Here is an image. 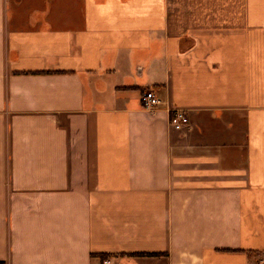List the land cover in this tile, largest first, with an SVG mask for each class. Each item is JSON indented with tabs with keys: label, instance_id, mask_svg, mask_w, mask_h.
I'll return each instance as SVG.
<instances>
[{
	"label": "crops",
	"instance_id": "0c3cea01",
	"mask_svg": "<svg viewBox=\"0 0 264 264\" xmlns=\"http://www.w3.org/2000/svg\"><path fill=\"white\" fill-rule=\"evenodd\" d=\"M101 256L264 258V0H0V264Z\"/></svg>",
	"mask_w": 264,
	"mask_h": 264
},
{
	"label": "built area",
	"instance_id": "2783aa9c",
	"mask_svg": "<svg viewBox=\"0 0 264 264\" xmlns=\"http://www.w3.org/2000/svg\"><path fill=\"white\" fill-rule=\"evenodd\" d=\"M140 103L143 108L152 109L158 106L161 103V101L155 95L152 89H148V90L142 91L140 95ZM187 121H188L187 117L181 110H178V109L169 110L168 122L170 124L175 125V126H182V125H186ZM102 264H111V262L108 259H103ZM257 264H264V258L261 259Z\"/></svg>",
	"mask_w": 264,
	"mask_h": 264
},
{
	"label": "trees",
	"instance_id": "16d2710c",
	"mask_svg": "<svg viewBox=\"0 0 264 264\" xmlns=\"http://www.w3.org/2000/svg\"><path fill=\"white\" fill-rule=\"evenodd\" d=\"M102 257V259H104L105 258V256H101Z\"/></svg>",
	"mask_w": 264,
	"mask_h": 264
}]
</instances>
